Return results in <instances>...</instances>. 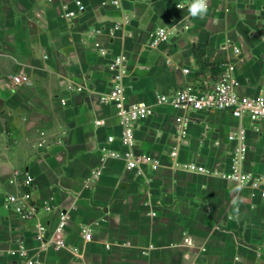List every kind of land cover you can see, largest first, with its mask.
Wrapping results in <instances>:
<instances>
[{
  "label": "crops",
  "instance_id": "0c3cea01",
  "mask_svg": "<svg viewBox=\"0 0 264 264\" xmlns=\"http://www.w3.org/2000/svg\"><path fill=\"white\" fill-rule=\"evenodd\" d=\"M83 1L85 11L67 18L73 0H0V264H27L8 254L20 243L42 264H264V200L225 176L238 145L229 135L240 126L247 129L243 168L264 173V120L200 111L180 137L176 111L156 107L135 128L133 149L150 163L130 169L127 148L108 141L121 132L116 108L101 100L117 55L125 57L132 100L205 87L225 59L239 64L242 94H264V0H209L203 19L189 14L188 0ZM160 26L170 37L152 47L150 33ZM12 75L25 82L14 87ZM15 169L35 178L34 219L5 206L7 193L18 191L9 183ZM61 212L66 241L80 256L37 250L38 224L50 234ZM83 227L93 230L89 242Z\"/></svg>",
  "mask_w": 264,
  "mask_h": 264
},
{
  "label": "built area",
  "instance_id": "2783aa9c",
  "mask_svg": "<svg viewBox=\"0 0 264 264\" xmlns=\"http://www.w3.org/2000/svg\"><path fill=\"white\" fill-rule=\"evenodd\" d=\"M115 5H119V0H112ZM74 7L67 8L65 6V16L67 18H75L84 12L86 5L83 0H73ZM117 24L115 29H119ZM92 34H101V30L93 29ZM170 37V31L163 26L157 27L150 33V46L158 47L167 42ZM102 54H106L107 50L100 47V43L96 42ZM235 53L240 52V48L233 46ZM125 57L122 55L114 56L109 64L111 73V86L101 95L104 103H111L116 108V115L121 129L120 135H109L108 141L113 142L117 138L121 144L127 148L124 157L127 160V167L137 169L140 165L150 163L147 154L134 151L136 144L135 128L137 123L142 119L150 116L156 107L167 106L176 111L174 118L176 131L180 137H184L189 125L195 121V113L200 111H229L235 118L240 120L249 119L256 122L264 120V94L255 96L244 95L239 91L240 79L238 76L239 64L236 61L225 59L215 64L214 70L216 78L213 83L205 87L186 84L172 93H159L153 102L144 100H132L127 93L124 83L126 75ZM184 73H189L190 69L184 68ZM10 82L14 87L23 84L25 78L21 75H12ZM83 87H78L77 91H83ZM96 124H102L97 120ZM42 139L40 145H44L46 139L45 133L41 134ZM230 140L238 143L230 172L225 176L239 182L241 185L250 188L253 194L258 195L264 200V173H253L243 168V162L246 159L248 145L246 142L247 129L244 126L236 127L229 135ZM109 155L119 157L116 151H110ZM188 168H197L198 171H205L204 167L188 165ZM97 173L96 175H98ZM9 183L18 188V191L8 192L5 198V206L14 209L22 220L34 219L40 211V205L32 197L35 185L34 176L26 169H15L9 178ZM46 210H52L51 205L44 206ZM68 224V216L61 212L59 222L53 231L49 234L46 226L38 224L35 239L38 242V251H46L49 247L57 250L68 249L76 256H80L78 249L66 241V228ZM82 236L86 241L93 239V230L90 227L82 228ZM187 244H193V240L185 238ZM202 248V247H201ZM205 250V248H202ZM8 254L13 257H22L27 264H42L37 260V256L30 253V249L19 244L18 247L12 248Z\"/></svg>",
  "mask_w": 264,
  "mask_h": 264
},
{
  "label": "clouds",
  "instance_id": "9594fccd",
  "mask_svg": "<svg viewBox=\"0 0 264 264\" xmlns=\"http://www.w3.org/2000/svg\"><path fill=\"white\" fill-rule=\"evenodd\" d=\"M186 6L188 8L189 14L193 18L203 19L208 13L209 0H188V3ZM176 7L179 9H183L185 5L178 4L176 5Z\"/></svg>",
  "mask_w": 264,
  "mask_h": 264
}]
</instances>
